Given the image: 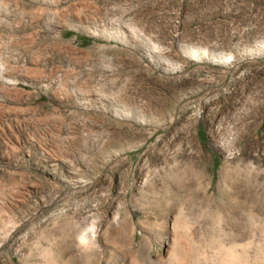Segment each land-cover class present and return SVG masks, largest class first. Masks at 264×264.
Returning a JSON list of instances; mask_svg holds the SVG:
<instances>
[{"label":"rangeland","instance_id":"obj_1","mask_svg":"<svg viewBox=\"0 0 264 264\" xmlns=\"http://www.w3.org/2000/svg\"><path fill=\"white\" fill-rule=\"evenodd\" d=\"M0 264H264V0H0Z\"/></svg>","mask_w":264,"mask_h":264},{"label":"bare ground","instance_id":"obj_2","mask_svg":"<svg viewBox=\"0 0 264 264\" xmlns=\"http://www.w3.org/2000/svg\"><path fill=\"white\" fill-rule=\"evenodd\" d=\"M190 51V53H192L193 55H196V53H197V51H195V50H192V49H190L189 50ZM199 53V52H198ZM203 53H205V52H203ZM229 58H230V56H229ZM212 59H217V60H223V59H226L223 55H220V54H212ZM202 168V167H201ZM199 174H200V172H199ZM154 192V191H153ZM157 203V202H156Z\"/></svg>","mask_w":264,"mask_h":264}]
</instances>
